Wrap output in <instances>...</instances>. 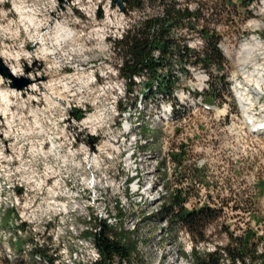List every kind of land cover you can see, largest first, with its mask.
Listing matches in <instances>:
<instances>
[{"label":"rangeland","instance_id":"1","mask_svg":"<svg viewBox=\"0 0 264 264\" xmlns=\"http://www.w3.org/2000/svg\"><path fill=\"white\" fill-rule=\"evenodd\" d=\"M19 1L0 0V55L5 47L19 51L21 65H30L36 73L41 74L43 85L52 81V89L39 91L37 97L30 96L24 92V88L30 83L23 88L18 87L28 78L12 74V78L8 79L0 73V78L3 79L2 89L11 91L5 96L6 100L0 94V264H18L21 261L51 264L46 261L47 257L52 258L54 264L93 262L98 259L97 250L83 233L86 230L92 231L94 218L100 215V219L109 223L114 232L125 234L126 242L135 245L132 259L123 264H190L181 256L184 251L190 250V237L184 231L168 226L159 215L161 204L168 197V193L176 192L185 197L184 207L188 210L202 205L219 210L220 217L206 232L208 241L199 244L200 250H212L214 244L226 245L230 241L229 232L233 236L242 237L247 231L254 233L252 243L256 245L257 251L263 250L264 137H256L244 128L239 118L240 103L237 98V92L241 90L237 84L244 81L243 74L238 71L241 53V48L238 50L239 45L253 44V39L264 45V18L259 15L262 0H199L206 6L209 14L210 10L213 12V16L206 18L210 21L207 27L218 36L219 49L226 59L221 75L225 76L228 88L222 96L213 99L218 104H215L216 111L206 113L200 109L195 111L196 108H187L188 97L193 96V89L199 83L198 73L195 70L194 79L185 78L180 71L176 72L179 64L173 61L170 68L180 77L177 87L179 90L174 93V103L181 99L186 104L185 115L193 111L195 113L189 115L190 121L187 120L180 127L151 123L149 127L141 129L143 135L152 137L153 140L147 147L152 152L151 160H141L137 165L141 186L138 190L133 188L136 184H131L132 188L127 186L126 189L120 184L118 179H126L129 171L125 175V170L117 166L122 161H112L109 164L110 170L97 174L96 180H99L91 194L83 169H65L60 182L61 188L59 191L55 190L59 195L55 204H52V198L46 190L43 198L41 190L32 183L29 184L32 189L27 196L16 194L15 182L16 176L30 180L35 177L36 170L37 173L41 171L40 160L32 154L36 152L35 148L27 150L28 145H47L48 157L44 158L43 176L47 172L45 168L54 165H49L45 160L52 162L59 150L61 152L64 149L67 141L61 148V139L57 138L58 132L53 126L59 123L62 127L59 113L65 112V108L64 104H60V99L68 100V95L74 94L87 107L90 106L92 112L102 105L111 104L116 110L107 117H113L110 120L118 123L119 109L124 103L132 104L137 99V93L142 90L139 86L147 77L136 83L139 86H134L129 96L124 91L126 95L123 96L122 104H118V100H121L120 91L117 92V101H113L116 92L113 91L115 76L112 74H117V67H109V73H106L104 64L109 56V61L116 63L118 56L111 55L115 49L108 39L109 35L113 36L114 30L107 29V18L98 15L102 0L92 2L91 8H94L91 10L94 11L91 13L97 15L94 16V21L84 11L90 5L89 0H71L75 6L72 7L71 4L70 9L56 0L41 1L43 17L50 24H46L48 26L43 32L53 36L55 26L60 21L75 34L69 41L72 46L81 47V43L87 38V46L90 48H83V55L74 56L72 64L63 61L55 64V58L60 56L59 52L56 53L57 47L51 43L45 46L49 47L50 53L55 52L56 55L42 51L41 43H32L23 29L16 26L20 24V18L14 8L15 4H34L33 0ZM136 14L131 12L129 15ZM25 16L26 12L23 14ZM131 19L135 18L132 16ZM11 20L12 30H7L5 26ZM253 21H256V25L252 24ZM204 24L205 22H200L199 26ZM95 25H100L104 31L101 28L95 30ZM13 31L18 33L17 38H13ZM94 33L102 36L103 42L101 38L96 39ZM172 37L177 38L178 34L173 32ZM188 42L195 43L198 50L203 49L197 36ZM65 45L71 47L68 42ZM263 49L260 45L258 51L264 52ZM0 59L8 68L4 60L1 57ZM259 62L264 66V59L259 58ZM77 68L79 71H76ZM248 68L253 69V66L249 65ZM255 87H251V91L254 92L257 88ZM49 93L54 98L48 99ZM256 95L253 94L251 102L258 99ZM213 101L210 99L205 102L211 105L214 104ZM150 102L154 108L172 101L155 95ZM4 112L6 118L3 119ZM253 113L264 115V109L260 108V113L259 109L253 110ZM10 115L16 116L12 124H8ZM111 132L115 131L106 127L101 129L103 135ZM164 146L172 150L175 156L173 162L169 154L165 155ZM158 153L163 156L161 160ZM19 154L20 162H9L11 164L8 166L5 161L13 162ZM163 166L167 167L165 171L162 170ZM158 168L160 172L156 174L155 170ZM126 182L130 184L132 180L127 179ZM47 201H51V205H47ZM17 203H21L20 208ZM6 210L11 211L12 218L8 223H3L1 215ZM15 211L24 212L25 226L21 223L19 213ZM38 248L43 249L46 259L34 252Z\"/></svg>","mask_w":264,"mask_h":264},{"label":"trees","instance_id":"2","mask_svg":"<svg viewBox=\"0 0 264 264\" xmlns=\"http://www.w3.org/2000/svg\"><path fill=\"white\" fill-rule=\"evenodd\" d=\"M143 1L129 0L128 8H140ZM152 1H159L164 5L162 16L149 17L134 24L136 27L117 42L124 60L120 75L127 79L128 91L133 89L134 76L146 75L147 97L158 93L171 98L174 88L180 81V77L170 68L173 61H176L178 64L188 62L193 65L199 64L210 73V90L205 92L206 99L222 96L228 87L225 76L220 75L224 70L226 59L218 47V36L203 26L201 35L205 42L203 49L198 51L188 48L181 37L173 38L171 34L174 28L180 26L183 16L188 13L176 10L174 0ZM114 49L116 50L115 44ZM180 72L187 77L188 73L183 67ZM185 200V197L178 192L168 193V197L161 204L159 215L168 226L173 229L178 228L190 237L192 244L189 252L184 251L181 254L190 264H264V248L260 252L257 251L256 245L252 243L254 233L249 231L242 237L233 236L229 232L230 241L226 245L214 244L212 250H200L199 244L208 241L206 232L212 228L220 213L219 210L208 205L188 210L184 207ZM1 216L2 222L8 223L12 217L11 211L6 210ZM83 235L91 240L98 253V259L87 264H123L130 261L135 252V245L126 242L125 234L114 232L109 223L99 217L94 218L92 231L86 230ZM34 252L46 259L43 249L38 248ZM46 261L54 264L52 258L47 257ZM18 264L37 263L21 261Z\"/></svg>","mask_w":264,"mask_h":264},{"label":"bare ground","instance_id":"3","mask_svg":"<svg viewBox=\"0 0 264 264\" xmlns=\"http://www.w3.org/2000/svg\"><path fill=\"white\" fill-rule=\"evenodd\" d=\"M41 1L42 0H33L34 4L30 5V6L25 5L24 4L25 2H23V3L21 2L22 3L21 6H18L14 3L15 4L14 8L17 11V13L19 14V18H20L19 19L20 24H17L16 26L21 27L23 29V32L27 34L28 39H30V41L32 43L33 42L41 43L42 51H44V52L47 51V53L55 54V55L57 52H59L60 56L55 58L56 59L54 61L55 64L56 63L58 64V62H60V61L72 64L71 61L74 58V56L76 57V55L77 56L83 55V52L85 51L83 49L84 47L81 46L82 47L81 48V47H79V45H74V46L71 45V42H69V41H71L75 37V34L72 30H69L67 27L62 25L61 22H59L55 26V34L53 36H51L48 32H43V30H45L48 26V25H46V24H48V20L45 19V17H43L44 15L42 14V9H41L43 6L41 5ZM49 1L51 2L52 0H49ZM95 4L97 5V3H95ZM39 5H41V7ZM92 8H94V7H92ZM162 9L163 8H161V12H155L156 16H162V14H163ZM259 10H260L259 15L263 16V18H264V0L261 1V5H260ZM91 11H94V10H91ZM24 12H26L25 17H23ZM131 12L137 13V9H131V10L128 9V14H131ZM142 20H144V19H142V18H137V19L135 18L133 20L131 19V25H134L138 22H141ZM11 22H12V20L10 22H8V24L5 26V28L7 30L8 29L12 30V29H10L11 28ZM116 23H126V16L111 17V24H116ZM105 24L109 25V20L107 22L105 20ZM252 24L256 25V21H253ZM103 27H104V25H103ZM101 29H102V27H101ZM107 29H109V27ZM6 32H8V31H6ZM173 32H176V34H178V37H181L180 26H177L176 28H174L172 30L171 34ZM96 33H94V34H96ZM101 34H102V32H101ZM95 36H96V39L102 37L98 34H96ZM113 36H114V34H113ZM17 37H18V33H15V35L13 34V38H17ZM101 40L103 42L102 38H101ZM109 41H110V44L114 48V44H115L114 39H109ZM67 42H68V44L70 43L71 47H69L67 45L64 46V44ZM49 43H51L52 45H54L55 47L58 48L56 53L55 52L50 53L51 51H50L49 47L48 48L45 47ZM96 45H97V43H96ZM261 46L264 47V45H261ZM103 48H101V49H103ZM259 48H260V45L255 40H254L253 44H247V43L245 44L244 43L241 46V53L239 55L240 59H239V64H238V71H240L243 74L244 81H242V83L240 82L237 84L239 87H241V90L239 92H237V98H238V102L240 103V106L242 107V109L246 110L247 108H249L248 112L251 115H254V113H253L254 108H250L252 106V103L250 102V99H249V98H251V96L253 94V91H251V87H255V86L257 87L256 89H254L256 93H258V92L264 93V66L261 65L259 62V58L264 59V52H262V51L259 52L258 51ZM111 49H112V47H111ZM52 50H54V49H52ZM96 51L99 52V50H96ZM19 56H20L19 51H16V52L12 51L11 48H9V47L3 48L2 54L0 55L2 60H4V62L8 66L7 70L9 72L10 76H12V74H13L16 76L20 75L24 78H28L27 80L29 81L30 84L27 85L26 88H24V92L26 94H29L30 96L37 97V95L39 94L38 93L39 91H42V90L46 91L48 89L51 90L52 89V81H49L45 85H43L41 78H40L41 74L36 73L35 69L30 68V65H26L25 67L23 65H21V63H20L21 58ZM58 58H60V60H58ZM249 65H252L253 69H251V68L249 69L248 68ZM259 65H261V66H259ZM115 70L117 72L116 68H115ZM76 71H79V68H77ZM196 72L198 73V76H197V78H199L198 80L199 81H205L206 73H204V71H202V70H197ZM80 74H82V73H80ZM145 77H147V76L146 75L137 76V82L138 83L141 82V80L144 79ZM252 80H254L253 84H250V81H252ZM2 82H3V79L0 78V94L6 100L5 96L9 95V93L11 91L3 90L2 89ZM120 92H121L120 93L121 100L119 99V103L122 104V100H124L123 96L126 95L127 93L125 94L124 91H120ZM137 94H138V95H136L137 99H135L132 104H128L126 102L123 104L122 107L120 106L121 108L119 109L118 116H117L118 123L114 122L113 120H110L113 117H107L110 114V112H113L116 110V107L111 105V104H109V105L106 104L105 106L102 105L103 107L102 106L98 107V109L96 111H94V112H96V119L97 120H90L89 121L90 122L89 123V130H92L94 132H101V127L102 128L106 127L108 129H112L113 131H115L114 133L111 132V134H109V133H105L104 135L102 134L104 137V140H102V150L108 149V150H106L108 164H110L112 161H118V162L122 161L121 164H117V166L122 167V169L125 170V175H126L127 171H129V173L126 176V179L119 178L118 180L123 187L125 186V189L127 186L131 187V184H136L135 185L136 187H133L135 190H138L141 187L139 185V178H140L139 173H138L139 166H137V165L140 163L141 160L146 161V160H151V158H152V152L149 151V149L147 147L150 146L153 138L152 137L147 138V135H143L140 132L141 129L149 127L151 125V123H157V124L162 125V126L169 125V124L173 125V122H169V121H180V119H173V113L174 112L175 113L179 112L181 115L180 118H184L186 116L185 115L186 110L184 107L185 103L181 99L179 100L178 103L167 102L164 104L165 106L162 105L160 107L156 106L153 108V105L150 102L152 97L147 98L145 96L147 94V89L146 90L143 89V90H141V92H139ZM52 96H53L52 93H49L48 99L54 98ZM200 99H201L200 97H195L194 95L193 96L189 95L188 100H189L190 106L188 105L187 108H190V107H192L194 109L197 108V105L200 103ZM51 100H53V99H51ZM9 101L10 100H7V102H9ZM119 105H118V107H119ZM185 106H186V104H185ZM151 109H152V111H151ZM148 110H150L149 113H148ZM255 115H257L258 117L264 118V115H259L257 113ZM2 116H3V119L6 118V112H4L2 114ZM15 117L13 115L12 116L10 115V121L8 122V124L9 123L12 124ZM48 119H50V118H48ZM45 122H46V120H45ZM53 126L55 128V131L59 132V130L61 128L60 124L55 123ZM45 128H43V129H45ZM63 148H64L62 150L63 152L62 151L60 152V150H59L58 155L55 157V159L52 162H48L47 160H45L46 163H49V165H50V163H54V165L51 164V166H48L45 168L47 171V172H45V175H51V172L53 174L54 185H48L45 188V190L47 191L49 196H51V198H52V200H51V201H53L52 204H55V202L57 200H59L58 199L59 195L57 194L58 193L57 191H59L61 188L60 182L62 181V174H63V171L65 169H69L72 171H75V169H79V168L83 169V171H84L83 173L85 174V176L87 178L86 183H88L87 188H88V191L90 192V194L95 189L96 181L99 180V179L96 180L97 174H100L101 172H105V170H106L102 165H99L101 162V155L99 153H90V155L86 157V155H82L80 147H74L73 141H67L66 144L63 146ZM51 155H54V154H51ZM47 157L45 156V158H47ZM158 157L160 158V160L163 158V156H161L159 153H158ZM163 163L165 164V161ZM85 164H86V166H90V165L91 166L82 168V165H85ZM158 164H159V162H158ZM165 168H167V167H165ZM165 168L163 166L162 170L165 171ZM155 171L157 174L160 172V169L158 168ZM102 177L104 178V176H102ZM127 179L132 180V183L127 184V182H126ZM55 190H57V191H55ZM99 218H101V215ZM105 218L107 219V217H105Z\"/></svg>","mask_w":264,"mask_h":264},{"label":"built area","instance_id":"4","mask_svg":"<svg viewBox=\"0 0 264 264\" xmlns=\"http://www.w3.org/2000/svg\"><path fill=\"white\" fill-rule=\"evenodd\" d=\"M58 3L60 2L64 6L66 5L69 7L68 9L72 8L75 6L73 4V1H65V0H56ZM93 1H100V0H89L90 5L86 7L85 14H90L91 20L94 21V16L97 15H92L91 13V6ZM113 0H102V7L101 9V18H107L109 20V29L114 30V36H108V39H114L115 45H116V51H113L111 55L113 56H118L117 62L116 63H111L108 58L106 59L107 62H105L104 66L107 69L106 73H109V67H117V74H112L115 76V82H114V88L113 91L116 92V96L114 97L113 101H117V92L118 91H125L127 92V95H130V92L127 91L126 89V83L127 80L120 76V70L123 66L124 60L122 58V55L120 53V49L117 45V42L122 40L124 36L129 32L132 31L135 25H131V18H142L146 20V18L149 17H156L155 12H161V8H163V4H160L159 1H152V0H144L143 4L140 8H137V14L138 15H129L128 14V9H126L124 12L120 11V9L116 7H112L110 4L112 3ZM72 4V7H71ZM175 8L176 10L184 11L189 13L190 15H185L181 19V38L187 39L186 43H188V47L193 49L197 48L195 46V43H190L188 42L189 39H192L194 36L199 35V31L201 27L195 24L197 21L198 17L203 19L204 17L206 18L208 16V12L206 10V6L201 4L199 0H174ZM80 8V7H79ZM116 16H126V23H116V24H111V17H116ZM60 22V21H58ZM57 22V23H58ZM48 25L49 20H48ZM97 28H101L100 25H95V30ZM87 38L81 43V46L84 48H90V46H87ZM86 45V46H85ZM90 45V44H89ZM28 52L30 50L26 48ZM24 51V50H23ZM26 52V51H25ZM194 70V69H193ZM195 78V74H194ZM134 82L137 83V76L133 77ZM198 86L195 87L197 91H202L203 89L207 88L208 84V76L206 74V79L205 81H198ZM193 89V94L196 91V89ZM58 97V96H57ZM70 97V98H69ZM68 100L60 99V104H64L65 112H60V120L62 123V127L60 128L57 138L61 139V148L62 144L66 141H73L74 147H80L82 155L89 156L90 153H99L101 155V162L99 165H102L106 171L110 170L108 160H107V152L105 150H102V140H104V137L101 132H94L92 130H89V121L90 120H97L96 119V112H92V109H90V106H86L84 102H82L79 98L75 97V95H68L67 97ZM84 103V104H83ZM118 104L119 100H118ZM165 106V105H164ZM90 109V110H89ZM197 109V108H196ZM195 109V110H196ZM259 113H260V107ZM195 111L189 113L186 115L184 118H180V121H169L173 122V125L176 127L182 126V123H185L190 121L189 115L193 114ZM110 115H112V112H110ZM43 119H45L44 115L42 116ZM102 129V127H101ZM32 132V131H30ZM28 131V133H30ZM29 148L34 149L36 152L33 153V156L38 158L40 160V165H41V171L37 173L36 170V175L35 177H32V179H21L19 176H16V194H23V197L27 196L29 194L30 188L29 184L32 183V185H35L37 189H41V196L44 198L45 194V188L48 185H54L53 182V174L51 172V175H45L43 176V167H44V158L48 154V148L46 143L41 144L37 143L36 145H28L27 150ZM164 150V148H163ZM169 150H164L165 155L168 154ZM63 152V151H62ZM21 157L20 154L16 156V159L12 162V160L5 161L7 165L9 166L11 163L20 162ZM11 162L10 164H8ZM91 166V165H90ZM82 165L83 167H90ZM12 172V170H11ZM119 175V174H118ZM47 205H51V201H47ZM21 203H17V207L20 208ZM17 210V209H16ZM19 213L21 222L24 223V226L26 224V220L24 218V212H17ZM53 221V220H52ZM51 221V222H52ZM28 224V223H27Z\"/></svg>","mask_w":264,"mask_h":264},{"label":"water","instance_id":"5","mask_svg":"<svg viewBox=\"0 0 264 264\" xmlns=\"http://www.w3.org/2000/svg\"><path fill=\"white\" fill-rule=\"evenodd\" d=\"M128 2H129V0H113L112 1V7L118 6V8L121 11H124L126 8V5H128ZM98 15L101 16V10H99ZM0 73L8 79L12 78V76L9 75V72H8L6 66H4V64H2L1 59H0ZM27 83H29V81L26 79V81L19 84L18 87L23 88L27 85Z\"/></svg>","mask_w":264,"mask_h":264}]
</instances>
